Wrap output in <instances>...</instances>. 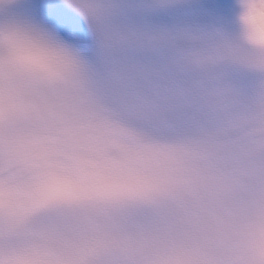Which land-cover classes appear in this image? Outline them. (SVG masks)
Listing matches in <instances>:
<instances>
[{
  "label": "snow or ice",
  "instance_id": "6c2138e0",
  "mask_svg": "<svg viewBox=\"0 0 264 264\" xmlns=\"http://www.w3.org/2000/svg\"><path fill=\"white\" fill-rule=\"evenodd\" d=\"M264 0H0V264H264Z\"/></svg>",
  "mask_w": 264,
  "mask_h": 264
},
{
  "label": "clouds",
  "instance_id": "9594fccd",
  "mask_svg": "<svg viewBox=\"0 0 264 264\" xmlns=\"http://www.w3.org/2000/svg\"><path fill=\"white\" fill-rule=\"evenodd\" d=\"M262 37H264V32L261 33Z\"/></svg>",
  "mask_w": 264,
  "mask_h": 264
}]
</instances>
